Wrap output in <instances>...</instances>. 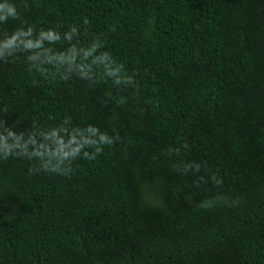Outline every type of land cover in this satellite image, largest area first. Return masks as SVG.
I'll return each mask as SVG.
<instances>
[{
    "label": "trees",
    "instance_id": "1",
    "mask_svg": "<svg viewBox=\"0 0 264 264\" xmlns=\"http://www.w3.org/2000/svg\"><path fill=\"white\" fill-rule=\"evenodd\" d=\"M0 264H264V0H0Z\"/></svg>",
    "mask_w": 264,
    "mask_h": 264
}]
</instances>
